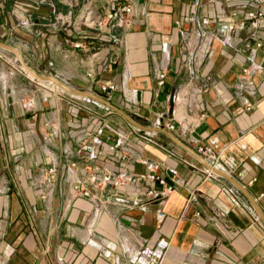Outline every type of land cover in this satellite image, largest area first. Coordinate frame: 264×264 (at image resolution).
Wrapping results in <instances>:
<instances>
[{
  "label": "crops",
  "instance_id": "crops-1",
  "mask_svg": "<svg viewBox=\"0 0 264 264\" xmlns=\"http://www.w3.org/2000/svg\"><path fill=\"white\" fill-rule=\"evenodd\" d=\"M92 1L100 13L112 8ZM127 1L129 27L75 26L68 37L50 22L76 16L84 0H0V44L26 73L0 47V264H264V72L251 74L253 93L235 88L242 69L264 66V0ZM14 10L32 28H19ZM95 52L102 61L93 64ZM32 72L128 120L93 100L119 123L71 120L58 102L64 90ZM108 83L116 89L102 92ZM177 114L204 119L187 131ZM106 124L123 135L127 157L103 153L102 166L141 174L144 161L168 182L167 169L177 171L161 204L146 195L160 190L154 182L89 184L83 146ZM76 183L101 202L93 224Z\"/></svg>",
  "mask_w": 264,
  "mask_h": 264
},
{
  "label": "built area",
  "instance_id": "built-area-1",
  "mask_svg": "<svg viewBox=\"0 0 264 264\" xmlns=\"http://www.w3.org/2000/svg\"><path fill=\"white\" fill-rule=\"evenodd\" d=\"M108 1L112 5V8L104 13H100L97 10L96 4H94L92 0H84L77 18L73 19V16L69 13H56L53 17L55 22L53 26H57V24H59L61 28H67L68 37H70L71 35V29L75 26L95 30L98 32H106V34H110L111 29L115 25L120 28L129 27L133 14V7L130 1L123 0L126 3L123 7H120L122 0ZM12 12L19 28H23L27 31L32 27L33 21L31 16H26L18 10H14ZM260 15L261 14L259 12L252 11L249 12L248 18L255 19ZM231 28L232 27L230 26L229 29L231 30ZM71 44L75 49L82 48V45L80 43ZM260 46V44H256V49ZM92 58H94L91 61V63L93 64L102 61L98 56V53L96 52L92 54ZM22 71V69L18 70V72L20 73ZM256 72H264V66L261 63H252L248 67L242 69L240 77L237 78L235 88L238 91L249 90L253 93L254 86L252 81L250 80V76L252 73ZM93 75L94 73L92 69L89 71L88 77L91 78L93 77ZM163 77V74L159 75L160 79H163ZM115 89V85L110 83L101 86V91L104 93L114 91ZM175 119L181 126V128L189 131L197 126L202 119H204V115L187 117L185 115L181 116L177 114ZM108 129L110 131L106 135L105 131ZM170 129L173 130L174 125L170 126ZM123 143L124 137L121 133L110 129L108 125H101L98 127L95 135L92 136L90 142L86 143L83 146V151L86 153V156L91 162H93V165L89 170L90 174L88 175L89 184L95 189L106 187L108 185L113 186V188L119 189L127 186H135L136 184L145 183L146 181L154 182L160 187V190L148 189L146 191V195L161 204L163 202V197L175 191L174 183L177 177V171L174 168L167 169L168 175L170 176L171 180L170 182H168L165 178L155 173L154 170L157 167L156 165L148 164L144 161L142 162V165L146 166L145 168L147 172L141 174H131L127 170L116 171L113 168L102 166V164L100 163V159L103 153H106L108 155L119 154L121 160L126 159V152H119V150L123 148ZM197 151L199 154L204 155H206L208 152V150L203 146H199ZM72 193L76 195V197H81L88 200L89 205L92 207L93 224L100 210L101 202L99 198H97L89 190L81 188L79 183L73 185ZM116 201H118V198H116ZM156 217L158 220H162L164 217V212L161 209H158L156 211ZM138 260H141V257L138 258ZM148 264H153V262H149Z\"/></svg>",
  "mask_w": 264,
  "mask_h": 264
},
{
  "label": "rangeland",
  "instance_id": "rangeland-1",
  "mask_svg": "<svg viewBox=\"0 0 264 264\" xmlns=\"http://www.w3.org/2000/svg\"><path fill=\"white\" fill-rule=\"evenodd\" d=\"M82 5V4H81ZM80 5V8H81ZM79 8V9H80ZM80 12V10H79ZM79 12L76 14V16L73 17V19L77 18V15L79 14ZM59 13V12H57ZM34 19H32L33 21ZM54 24V19L52 18V21L50 22V24ZM57 28H61L59 26V24H57L56 26ZM32 28V27H31ZM63 28V27H62ZM86 29V28H85ZM86 30H90V29H86ZM16 59L20 62L19 58L16 56ZM18 63V62H17ZM22 63L18 64V68L21 69ZM23 72V71H22ZM25 73V72H24ZM26 74V73H25ZM28 75V74H27ZM29 78H31L28 75ZM38 80H40L39 82L43 84V80L37 78ZM51 82V81H50ZM55 85V84H54ZM57 87V86H56ZM60 88V87H58ZM61 89V88H60ZM59 89V90H60ZM62 90V89H61ZM91 98H87V97H78L76 96H71L69 94H67L66 91H64V93L62 94V97H58V102H61L60 104L62 106H66V110L68 111V113L66 115L70 116V119L72 120L75 117V121L79 120V119H83L85 120V118H90L91 121L96 120V118H100L102 115H105L106 117L104 119L110 118V125L113 123L118 122L119 123V118L116 117L114 114L110 113V111H107V109H104L102 107H100L98 104L94 103L93 101L99 102L97 100H93ZM100 103V102H99ZM64 110V109H63ZM82 114V115H81ZM84 115V116H83ZM82 116V117H81ZM84 117V118H83ZM70 120V121H71ZM107 125V124H106ZM115 125V124H114ZM109 126V125H108ZM112 126V125H111ZM110 127V126H109ZM113 127V126H112Z\"/></svg>",
  "mask_w": 264,
  "mask_h": 264
},
{
  "label": "water",
  "instance_id": "water-1",
  "mask_svg": "<svg viewBox=\"0 0 264 264\" xmlns=\"http://www.w3.org/2000/svg\"><path fill=\"white\" fill-rule=\"evenodd\" d=\"M0 47L7 48L8 50H10V51L13 52V53L19 58V60L21 61V59H20V57L18 56V54H17V52H16L15 49L10 48V47H8V46H5V45H3V44H0ZM21 63H22V61H21ZM22 65H24V64L22 63ZM24 66H25V65H24ZM28 69H29V68H28ZM32 73L34 74V76H35L36 78H39V79H41V80H49V81L53 82L54 84H56L57 86H59L62 90L66 91V92H68V93H70V94L77 95V96H83V97L91 98V99H93V100H97V101H99V102H101V103L107 105L108 107L112 108L113 110H115L117 113H119L120 115H122L124 118H126V119L128 120V118L124 115L123 112H121V111L118 110L117 108L113 107V106L110 105L108 102H106V101H104V100H102V99H100V98L94 96L93 94H90V93H88V92H83V91H76V90H73V89H71V88L65 86L64 84H62L61 82H59L58 80H56V79H54V78H47V79H45V78H42V77L36 75L34 72H32ZM219 173H220L221 175H225V174L222 173V172H219Z\"/></svg>",
  "mask_w": 264,
  "mask_h": 264
}]
</instances>
